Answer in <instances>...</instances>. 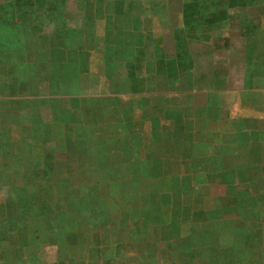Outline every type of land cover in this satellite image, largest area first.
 <instances>
[{
	"label": "rangeland",
	"instance_id": "374dc122",
	"mask_svg": "<svg viewBox=\"0 0 264 264\" xmlns=\"http://www.w3.org/2000/svg\"><path fill=\"white\" fill-rule=\"evenodd\" d=\"M253 3L0 0V264H264V174L205 107Z\"/></svg>",
	"mask_w": 264,
	"mask_h": 264
},
{
	"label": "crops",
	"instance_id": "0c3cea01",
	"mask_svg": "<svg viewBox=\"0 0 264 264\" xmlns=\"http://www.w3.org/2000/svg\"><path fill=\"white\" fill-rule=\"evenodd\" d=\"M191 5L192 7L199 6L195 1L183 6ZM130 6L132 14L135 15L138 8L132 3ZM253 7H263L264 10V0H254ZM222 10L229 11L228 8L224 7ZM196 23L198 24L199 21ZM208 25L203 28L204 31L193 32L195 37L210 40L213 26L210 23ZM223 27L222 22H220L221 40L228 41L226 37L222 36ZM256 43L257 41L253 44L256 47V53H246L244 44H242V51L232 49L234 53L231 56L234 58L225 56L220 71H212L219 83L216 84L215 89L209 91L212 100L207 102L205 107L218 111V118H216L215 123L221 126L219 129L221 138L231 136L238 139L237 148L238 150L242 149L247 158V167L240 172L264 174V51L257 50L258 47L264 50V42H258L257 46ZM240 52L241 54H239ZM235 59L236 61H234ZM234 68H236V73ZM226 153L225 156H228ZM234 153L232 155H238ZM252 195L255 194L252 193Z\"/></svg>",
	"mask_w": 264,
	"mask_h": 264
}]
</instances>
